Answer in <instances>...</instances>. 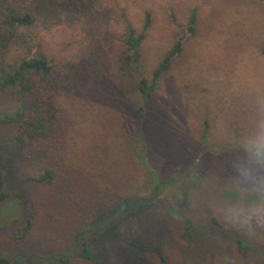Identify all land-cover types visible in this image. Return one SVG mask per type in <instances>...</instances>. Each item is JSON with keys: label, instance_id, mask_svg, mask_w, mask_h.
I'll list each match as a JSON object with an SVG mask.
<instances>
[{"label": "rangeland", "instance_id": "rangeland-1", "mask_svg": "<svg viewBox=\"0 0 264 264\" xmlns=\"http://www.w3.org/2000/svg\"><path fill=\"white\" fill-rule=\"evenodd\" d=\"M70 5L68 11L38 5V23L28 33L54 65L39 93L53 116V134L11 163L5 156L19 125L0 124L2 186L5 178L9 194L0 204V255L12 264H158L139 245L160 250L167 264H222L224 256L232 264H263L254 250L237 251L227 234L264 245V228H230L214 205L227 176L221 172L226 149L251 127L256 97L264 95V0ZM192 9L194 35L188 32ZM146 13L151 25L140 46L142 74L123 76L116 65L123 26L140 30ZM177 36L183 37L182 52L144 101L138 79L151 80ZM17 106L15 97L0 92V114ZM206 130L208 146L201 141ZM137 155L145 165H138ZM201 161L207 169L202 180L189 170ZM152 169L162 170L164 179L192 177L153 202L134 203L133 217L101 234ZM49 170L51 182L39 180ZM102 209L113 212L112 219L94 223ZM28 213L31 227L24 234ZM184 219L199 225L216 219L220 229L195 240L194 230L185 234ZM78 235L88 240L93 262L79 257Z\"/></svg>", "mask_w": 264, "mask_h": 264}, {"label": "trees", "instance_id": "trees-1", "mask_svg": "<svg viewBox=\"0 0 264 264\" xmlns=\"http://www.w3.org/2000/svg\"><path fill=\"white\" fill-rule=\"evenodd\" d=\"M72 0H0V92H8L18 102V106L14 112L0 114V124L2 125H19V131L14 136L13 140L8 144L10 148L6 153L5 159L11 163L18 161L19 153L25 149H32L35 141L48 139L53 134L52 119L49 115L47 105L44 99L39 96L41 92V82L49 77L54 70V65L51 58L42 50L40 43L30 44L32 40L28 35L35 25L38 23L39 10L37 6L50 9L62 8L69 10ZM196 9L190 10L188 15V32L195 34V26L197 24ZM151 25V17L149 13L145 14L143 25L140 30L135 29L132 24L125 23L122 34L119 38L121 51L118 54L116 62L117 71L123 76H137L142 74L140 64V46L145 39L146 31ZM178 37V36H177ZM175 38L172 47L163 56L161 61L152 72L150 81L138 79L137 89L141 99L149 100L156 91L159 79L167 73L174 59L183 50V37ZM36 49L33 53L32 50ZM261 55L264 57V47L261 48ZM141 113V111H140ZM140 113L138 115H140ZM207 130L204 131L201 141L205 146H208L206 138ZM3 154L0 147V155ZM3 161V160H1ZM138 165L143 164V159L137 155ZM3 165V163H1ZM0 164V173L4 170V165ZM164 169V168H163ZM189 170L192 174L197 173L200 180L207 172L205 161L197 162L190 166ZM161 171V172H160ZM186 174L185 178L192 177ZM185 178L175 180L173 177L163 178L162 170L152 169L145 173V178L141 185L136 190V195L122 199V204L117 208L115 215L117 220H110L99 229L101 234L116 226L121 219L133 217V212L137 208L134 203L141 204L153 202L157 200L167 189H172L183 182ZM53 179L52 172L46 171V174L39 177V180ZM6 179H3V186L0 189V204L3 203L9 194L6 192ZM168 210L167 208H165ZM111 211L101 210L95 216V222H100L101 219H110ZM100 214V218H98ZM26 225L23 233H27L31 227L32 214L26 215ZM110 217V218H109ZM98 218V219H97ZM112 219V218H111ZM118 222V223H116ZM185 234L191 233L195 240L201 239L205 234L209 235L214 232L213 229H220L216 219H212L206 224H192L187 219H184ZM115 224V225H114ZM200 232H203L202 234ZM231 237L236 250H254L258 256H261L264 264V245L256 244L251 241H244L238 238L236 234H227ZM104 237L102 241H105ZM75 242L79 250V257L83 260L93 262L95 259L94 251L91 248L88 240L83 239L81 235L76 236ZM142 252L152 253L158 259V264H167V260L160 250L145 248L137 245ZM96 263H99L96 262ZM0 264H12L11 261L0 255Z\"/></svg>", "mask_w": 264, "mask_h": 264}, {"label": "clouds", "instance_id": "clouds-1", "mask_svg": "<svg viewBox=\"0 0 264 264\" xmlns=\"http://www.w3.org/2000/svg\"><path fill=\"white\" fill-rule=\"evenodd\" d=\"M229 157L221 172L215 212L230 227L244 231L264 228V95H257L251 127L226 149ZM225 149H221V152ZM222 264H232L229 257Z\"/></svg>", "mask_w": 264, "mask_h": 264}, {"label": "water", "instance_id": "water-1", "mask_svg": "<svg viewBox=\"0 0 264 264\" xmlns=\"http://www.w3.org/2000/svg\"><path fill=\"white\" fill-rule=\"evenodd\" d=\"M1 186H2V175L0 173V189H1Z\"/></svg>", "mask_w": 264, "mask_h": 264}]
</instances>
